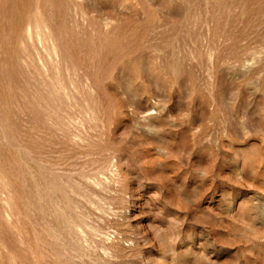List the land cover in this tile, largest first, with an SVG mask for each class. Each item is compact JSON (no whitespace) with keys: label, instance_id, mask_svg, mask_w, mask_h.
<instances>
[{"label":"rangeland","instance_id":"rangeland-1","mask_svg":"<svg viewBox=\"0 0 264 264\" xmlns=\"http://www.w3.org/2000/svg\"><path fill=\"white\" fill-rule=\"evenodd\" d=\"M0 264H264V0H0Z\"/></svg>","mask_w":264,"mask_h":264}]
</instances>
